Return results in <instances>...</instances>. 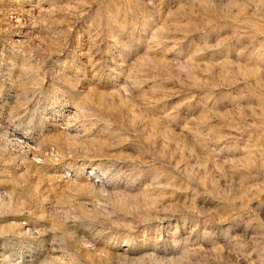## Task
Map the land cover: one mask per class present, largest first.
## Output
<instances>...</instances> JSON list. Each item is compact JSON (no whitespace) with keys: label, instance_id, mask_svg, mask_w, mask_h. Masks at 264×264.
<instances>
[{"label":"rangeland","instance_id":"1","mask_svg":"<svg viewBox=\"0 0 264 264\" xmlns=\"http://www.w3.org/2000/svg\"><path fill=\"white\" fill-rule=\"evenodd\" d=\"M0 264H264V0H0Z\"/></svg>","mask_w":264,"mask_h":264}]
</instances>
